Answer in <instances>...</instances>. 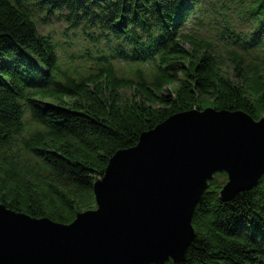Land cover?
I'll use <instances>...</instances> for the list:
<instances>
[{"label": "trees", "instance_id": "obj_1", "mask_svg": "<svg viewBox=\"0 0 264 264\" xmlns=\"http://www.w3.org/2000/svg\"><path fill=\"white\" fill-rule=\"evenodd\" d=\"M44 15L115 41L128 76L62 61ZM206 109L264 118V0H0V206L69 225L97 208L117 153ZM227 180L217 174L198 204L183 264H264V177L226 203Z\"/></svg>", "mask_w": 264, "mask_h": 264}, {"label": "water", "instance_id": "obj_2", "mask_svg": "<svg viewBox=\"0 0 264 264\" xmlns=\"http://www.w3.org/2000/svg\"><path fill=\"white\" fill-rule=\"evenodd\" d=\"M219 173L226 203L259 185L264 118L214 109L169 118L114 156L95 186L97 208L69 225L1 205L0 264H183Z\"/></svg>", "mask_w": 264, "mask_h": 264}, {"label": "rangeland", "instance_id": "obj_3", "mask_svg": "<svg viewBox=\"0 0 264 264\" xmlns=\"http://www.w3.org/2000/svg\"><path fill=\"white\" fill-rule=\"evenodd\" d=\"M64 29L65 28L61 23H56L46 28V31L51 34L53 40L59 42V46L63 51L71 50L72 52L73 51L79 52L80 54L83 55L86 54L87 52H90L94 57H99V55L97 54V51L99 50H103L105 52L107 51L104 44L101 45L95 44L94 40L87 38L86 35L81 30L76 32L70 31L67 34H65ZM74 35L79 37V40L75 41L73 45H68L67 43L72 39ZM117 67L122 68L124 70L122 71V73H125L128 76L127 73H129V71L127 65L118 63ZM145 72H147V70H145ZM178 87H179V80H177L175 84L169 87V90L170 92L175 91V89ZM129 95L130 92H125L124 94L125 97Z\"/></svg>", "mask_w": 264, "mask_h": 264}]
</instances>
